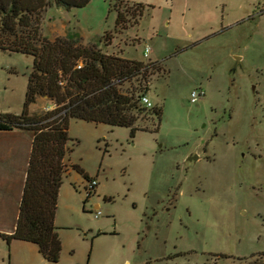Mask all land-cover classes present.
I'll list each match as a JSON object with an SVG mask.
<instances>
[{
    "label": "rangeland",
    "instance_id": "1",
    "mask_svg": "<svg viewBox=\"0 0 264 264\" xmlns=\"http://www.w3.org/2000/svg\"><path fill=\"white\" fill-rule=\"evenodd\" d=\"M59 25L108 54L158 62L146 95L163 115L134 136L71 119L60 258L0 236V264L264 262V0H91L40 11L42 37L55 40ZM32 66L31 55L0 49V113L20 111ZM194 89L205 95L192 104ZM37 101L35 113L55 108Z\"/></svg>",
    "mask_w": 264,
    "mask_h": 264
},
{
    "label": "trees",
    "instance_id": "2",
    "mask_svg": "<svg viewBox=\"0 0 264 264\" xmlns=\"http://www.w3.org/2000/svg\"><path fill=\"white\" fill-rule=\"evenodd\" d=\"M90 1L0 0V49L33 57L22 112L0 113V131L21 129L34 134L16 228L0 236L8 244L20 240L36 245L49 262H57L62 250L55 216L68 170L70 120L126 127L134 136L138 130L147 131L140 122L154 117L160 125L163 115L161 107L149 109L141 103L149 91V69H161L158 62L128 59L121 52L108 54L97 43L84 44L82 37L72 33L53 41L41 36V10L53 5L82 8ZM143 10L142 4H135L133 15L142 16ZM121 22L118 12L116 29ZM39 97L48 98L55 108L31 113L29 108Z\"/></svg>",
    "mask_w": 264,
    "mask_h": 264
},
{
    "label": "crops",
    "instance_id": "3",
    "mask_svg": "<svg viewBox=\"0 0 264 264\" xmlns=\"http://www.w3.org/2000/svg\"><path fill=\"white\" fill-rule=\"evenodd\" d=\"M62 15L65 17L64 13ZM65 19L67 20L66 17ZM55 30L58 31V34L54 39L72 33H67L65 25H59V28ZM124 51H121L123 57H125ZM38 101L30 106L29 110L31 113L37 112ZM53 106V102L50 101L47 107L41 106V108L49 109ZM22 108L23 105L20 111L16 113L11 111L2 113L20 114ZM33 138V132L27 130L0 131V234H11L15 231L32 152Z\"/></svg>",
    "mask_w": 264,
    "mask_h": 264
},
{
    "label": "built area",
    "instance_id": "4",
    "mask_svg": "<svg viewBox=\"0 0 264 264\" xmlns=\"http://www.w3.org/2000/svg\"><path fill=\"white\" fill-rule=\"evenodd\" d=\"M149 53H150V47L148 45L145 46L144 48V56L145 57H148L149 56ZM82 66V63L79 64L78 67H81ZM205 95L204 91L201 90V89H194L192 92H191V95H190V102L192 104H195L198 102V100L203 97ZM141 103L146 107V108H152L153 105H152V102L151 100L149 99V97L147 95H143L141 97ZM96 186V182L95 181H91L89 186H88V191L91 192V190H93ZM100 215V212H96L94 214V218H98V216Z\"/></svg>",
    "mask_w": 264,
    "mask_h": 264
},
{
    "label": "water",
    "instance_id": "5",
    "mask_svg": "<svg viewBox=\"0 0 264 264\" xmlns=\"http://www.w3.org/2000/svg\"><path fill=\"white\" fill-rule=\"evenodd\" d=\"M236 60L239 62L240 58H236ZM236 69V66L234 67V70ZM199 159V156L196 154V155H193V156H190L188 158L189 161H193V160H198Z\"/></svg>",
    "mask_w": 264,
    "mask_h": 264
}]
</instances>
